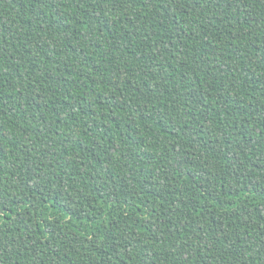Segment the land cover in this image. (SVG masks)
Masks as SVG:
<instances>
[{"label": "trees", "instance_id": "obj_1", "mask_svg": "<svg viewBox=\"0 0 264 264\" xmlns=\"http://www.w3.org/2000/svg\"><path fill=\"white\" fill-rule=\"evenodd\" d=\"M0 264H264V0H0Z\"/></svg>", "mask_w": 264, "mask_h": 264}]
</instances>
